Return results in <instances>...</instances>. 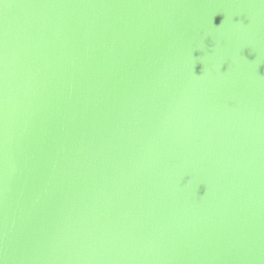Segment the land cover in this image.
<instances>
[{"label": "water", "instance_id": "water-1", "mask_svg": "<svg viewBox=\"0 0 264 264\" xmlns=\"http://www.w3.org/2000/svg\"><path fill=\"white\" fill-rule=\"evenodd\" d=\"M0 264H264V0H0Z\"/></svg>", "mask_w": 264, "mask_h": 264}]
</instances>
